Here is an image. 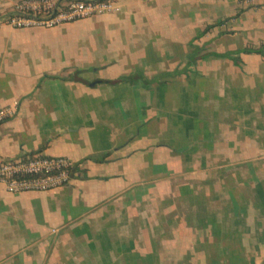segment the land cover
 Returning <instances> with one entry per match:
<instances>
[{
	"label": "crops",
	"instance_id": "1",
	"mask_svg": "<svg viewBox=\"0 0 264 264\" xmlns=\"http://www.w3.org/2000/svg\"><path fill=\"white\" fill-rule=\"evenodd\" d=\"M118 2L0 24V158L78 166L0 184V264H264V57L239 51L264 43V0Z\"/></svg>",
	"mask_w": 264,
	"mask_h": 264
},
{
	"label": "built area",
	"instance_id": "2",
	"mask_svg": "<svg viewBox=\"0 0 264 264\" xmlns=\"http://www.w3.org/2000/svg\"><path fill=\"white\" fill-rule=\"evenodd\" d=\"M250 4L252 0H239ZM118 0H20L0 16V24L14 28L46 27L93 16L118 13ZM17 103L0 109V123L16 113ZM75 162L66 156L42 153L0 158V184L11 193L47 191L71 182Z\"/></svg>",
	"mask_w": 264,
	"mask_h": 264
},
{
	"label": "trees",
	"instance_id": "3",
	"mask_svg": "<svg viewBox=\"0 0 264 264\" xmlns=\"http://www.w3.org/2000/svg\"><path fill=\"white\" fill-rule=\"evenodd\" d=\"M216 24H213V25H209L204 31V32H207L210 28L214 27ZM240 52H246V53H249V52H255V53H258V54H261L263 57H264V43L262 45H260L259 47H253V46H250V47H244L243 49L239 50ZM140 77H136L135 79L134 78H129L131 79V81H136L137 79H139ZM78 170V166H75L73 167L72 169V173L74 174L75 171Z\"/></svg>",
	"mask_w": 264,
	"mask_h": 264
},
{
	"label": "rangeland",
	"instance_id": "4",
	"mask_svg": "<svg viewBox=\"0 0 264 264\" xmlns=\"http://www.w3.org/2000/svg\"><path fill=\"white\" fill-rule=\"evenodd\" d=\"M243 5H248V4H243ZM231 28V27H230Z\"/></svg>",
	"mask_w": 264,
	"mask_h": 264
}]
</instances>
